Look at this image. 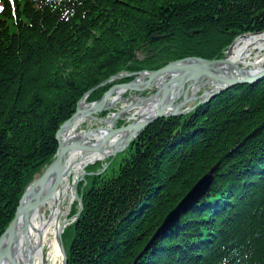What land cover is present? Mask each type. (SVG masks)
Masks as SVG:
<instances>
[{"label": "trees", "instance_id": "trees-1", "mask_svg": "<svg viewBox=\"0 0 264 264\" xmlns=\"http://www.w3.org/2000/svg\"><path fill=\"white\" fill-rule=\"evenodd\" d=\"M260 32L264 0H0V236L88 92L98 100L121 73L220 59L236 37ZM212 168L205 207L145 253ZM82 204L62 236L68 264H264V79L146 127L87 176Z\"/></svg>", "mask_w": 264, "mask_h": 264}, {"label": "bare ground", "instance_id": "bare-ground-1", "mask_svg": "<svg viewBox=\"0 0 264 264\" xmlns=\"http://www.w3.org/2000/svg\"><path fill=\"white\" fill-rule=\"evenodd\" d=\"M262 53H264V33L256 35L247 34L238 37L233 42L224 58L219 62L203 65L196 64L190 60L177 61V63L171 65L161 66L156 72L135 73L134 76L127 77L132 81L106 90L102 98L94 102H88L86 98H83L78 103L75 114L59 126V128L61 127L60 141L63 142L64 139H70L78 134L81 135L78 141L82 138L83 140L78 147L69 148L66 154L68 162L56 168L51 180L45 186L44 191L51 190L52 194H50L46 200L45 198L44 200H39L40 206L37 212L32 213L33 208L37 204L35 203L34 206L31 207V213L30 211L26 212L17 222L16 230L19 235L17 249L19 255H15L13 251L14 248L8 237L5 236L1 239L0 264H62L63 259L58 247L57 235L65 231V228H68L69 225L71 226V224L77 222L81 213L78 217L75 216L78 211L82 212L83 210V204L81 203L82 208H80V206L76 208L75 214L69 220V210L67 209V211H65L64 208H62L64 202L71 205L75 193L77 195V200L79 198L82 200V192L86 184L88 173L87 168L92 167L96 162L107 159L114 149L125 147L137 132L127 130L118 134H112L104 143V145L108 144V150L106 152L104 151L103 155H100L91 152L87 153L88 150L84 148V146L89 147L87 141H93L91 137L97 140L98 137H101V134L89 136L91 134L90 131L99 129V127L79 130L82 126L90 125L91 123H99L105 125V127L101 126L100 128L119 129L122 125L115 127L114 123L129 113H133L129 121H132L136 115L145 116L152 113L159 102L161 93L164 94L168 100L177 104L184 95V93H182V89H184L183 83L184 87L191 86L210 75L209 73L211 72L235 74L236 71L234 70L236 68H250V70H256V68L264 63V55L260 56ZM123 79L125 78H120L116 80V82L122 83ZM151 88H156V94L151 97L147 96V98L142 96V98L141 93ZM127 94H129V100L124 99V96ZM113 109H118L120 112L118 114L112 113L108 118L97 116L112 111ZM87 132H89V135ZM100 150H102V148H100ZM42 173L37 178H39ZM206 194L207 193L203 195L202 199ZM202 199L190 210L188 209L186 213L191 210L194 211V209L198 210L205 207V202H202ZM45 207L48 210L47 215L42 213V209ZM138 207L141 209L143 206L141 207V205H139ZM169 213L167 215H169ZM185 214H182L176 226L171 227L167 230V233L159 237L148 251H150L161 238L175 236L177 232L176 229L180 227V219ZM166 216L162 223L166 219ZM70 222L71 224H69ZM62 242L67 256L66 264H68L67 246L69 243L66 246L63 239Z\"/></svg>", "mask_w": 264, "mask_h": 264}, {"label": "water", "instance_id": "water-1", "mask_svg": "<svg viewBox=\"0 0 264 264\" xmlns=\"http://www.w3.org/2000/svg\"><path fill=\"white\" fill-rule=\"evenodd\" d=\"M256 34L259 33H254L252 35H256ZM189 60L195 62L196 64H203V65L213 64L215 62L220 61V60H206L195 57L186 58L177 61L181 62V61H189ZM177 61L165 64L164 66L177 63ZM234 71H236L235 74L234 73L229 74L227 72L226 73L211 72L209 73L210 75L204 77V79L196 82L191 86L184 87V83H183L184 89H182L183 90L182 93H184V95L183 97H181L180 101H178L177 104L173 103L171 100H168L167 97H165V95L161 93L159 102L152 113L145 116L136 115V117L133 118L130 123L122 125L119 129L99 127V129L90 131L91 132L90 135L89 132H87L89 136H93L94 134H101V137L100 138L98 137V140L95 138L93 139L91 137L93 141H87L89 147L84 146V148H86L85 150H88L87 153L91 152V153L103 155L104 154L103 152L104 151L106 152L108 150L107 147H109L108 144L104 145V143L107 138L111 137L112 134H118L127 130L137 131L131 140L133 141L138 136L140 131H142L143 129H145L155 121L166 120V119L188 115L192 111H194L197 107L207 104L215 97L219 96L220 94L234 87L241 85H251L264 79V63H262L261 66L256 68V70L254 71L250 70V68L248 69L236 68ZM118 77L119 76H114L110 80L116 79ZM110 80L104 82L100 86H103L104 84L108 83ZM178 86L182 87L181 85ZM92 91L94 90H91L90 92H88V94L91 93ZM88 94H86L85 97H87ZM60 130L61 127L56 133V141L58 144V149L54 159L46 167V169L43 171L42 175L39 178L32 181L28 186H26L18 201V206L16 208V212L14 214L12 221L8 224L7 228L0 236V241L5 236L9 238V241H11L12 243V246L14 248L13 251L16 256L19 255L17 249L19 242L18 241L19 235L16 230L17 222L19 221V219L22 218V216L26 212L30 211L31 213V207L34 206L35 203L37 204L33 208L32 213L37 212L40 206L39 200H44V198L46 200L49 197V195L52 194L51 190L44 191L45 186L51 180L56 168H58V166L61 165L63 166L68 162V157H66V154L69 151V148L70 147L73 148L75 146L78 147L80 142L83 140L82 138L80 141H78V139L81 136L80 134H78L70 139H64V141L62 142L59 140ZM130 142H128L126 146L121 149H114L113 152L109 155V157H114L118 153L124 151ZM100 148H102V150H100ZM214 171L215 168H212L204 176H202L195 183V185L188 191V193L181 199V201L174 207V209L169 213V215L166 216V219L164 220L162 225L157 228L154 235L151 237L150 241L146 245L144 252L148 251L154 245V243L159 237H161L164 233H167L168 229H170L171 227H175L177 222L179 221L180 216L182 214H185L186 211H188V209L190 210L193 206H195L196 203L199 202V200L202 199L203 195L208 192V189L212 183V175ZM74 195L77 196L76 193ZM77 202L80 208H82L81 198H79ZM80 213L81 211H78L75 217H78ZM57 243L59 250L62 254V259H63L62 264H66L67 256L63 247L61 233L57 235Z\"/></svg>", "mask_w": 264, "mask_h": 264}, {"label": "rangeland", "instance_id": "rangeland-1", "mask_svg": "<svg viewBox=\"0 0 264 264\" xmlns=\"http://www.w3.org/2000/svg\"><path fill=\"white\" fill-rule=\"evenodd\" d=\"M236 40V39H235ZM234 40V41H235ZM234 41H232L231 42V44L227 47V50L224 52V54H223V57L222 58H220V59H223L224 58V56L227 54V52L229 51V48L232 46V44H233V42ZM143 55L144 54H139L138 56H137V60H141L142 58H143ZM264 55V53H262V54H260V56H263ZM187 58H190V57H187ZM184 59H186V58H184ZM215 60L217 59V58H214ZM214 59H206V60H214ZM220 59H218V60H220ZM180 60H182V59H180ZM168 63V62H167ZM167 63H164V64H167ZM164 64H162V65H164ZM162 65H160L157 69H159ZM157 69H155V70H152V71H156ZM248 69V68H247ZM144 71V70H143ZM146 71H148V70H146ZM132 73H134V72H132ZM124 75H127V74H123L121 77H118V78H116V79H113V80H111V81H109L108 83H106V84H104L102 87H106L107 86V88H106V90H108V89H110V88H112V87H116V86H121V85H124V84H127V83H129L130 81H132L131 79L130 80H128V81H126V82H122V83H118V82H116V80H118V79H120V78H122V77H124ZM134 80V79H133ZM106 90L104 91V93L106 92ZM156 88H151V89H148L147 91H144V92H142L141 93V97L143 96L144 98H147V96L148 97H151V96H153V95H155L156 94ZM93 93V92H92ZM91 93V94H92ZM104 93H102V95H100L99 96V98H97V99H100V98H102V96L104 95ZM90 94V95H91ZM89 95V96H90ZM88 96V97H89ZM128 96H129V94H127V95H125L124 96V99H127V100H129L128 99ZM88 97L86 98L87 100H88ZM142 97V98H143ZM95 101V100H94ZM89 102H93V101H89ZM120 112V110H118V109H113L112 111H109V112H106V113H103V114H99V115H97L98 117L100 116V117H102V118H108L109 117V115H112V113H116V114H118ZM132 114L133 113H129V114H127V115H125V116H123L121 119H118L114 124V126L116 127V126H121V125H123V124H126V123H129V122H131V121H129L130 119H131V116H132ZM105 127V125H101V124H99V123H91L90 125H85V126H82L79 130H86V129H89V128H91V127ZM109 157L107 158V159H104L103 161H101V162H96L95 163V165L96 164H99L100 165V169H103L104 168V166L107 164V162L109 161ZM94 166V165H93ZM44 168H45V166L44 167H42V169L40 170V172L38 173V174H36L35 175V178H37L42 172H43V170H44ZM89 168V167H88ZM87 168V169H88ZM96 173H99V171L98 170H93V171H91V172H88L87 173V176H90V175H95ZM34 178V179H35ZM72 195H73V193H72ZM79 207V204H78V202H77V197L75 196V195H73V202L71 203V205H68L67 203H65L64 202V204H63V207L62 208H64V210L65 211H67V209L69 210V214H68V219L70 220L72 217H73V215L75 214V212H76V208H78ZM42 213L43 214H48V210H47V208L45 207V208H43L42 209ZM69 224H71V222L69 223ZM72 225V224H71ZM70 226V225H69ZM65 230H66V228H65ZM64 243H65V245L67 246L68 245V243H69V238L66 236L65 237V239H64Z\"/></svg>", "mask_w": 264, "mask_h": 264}]
</instances>
